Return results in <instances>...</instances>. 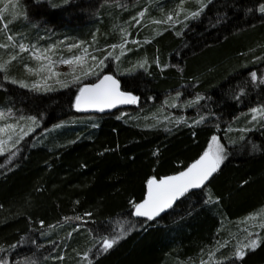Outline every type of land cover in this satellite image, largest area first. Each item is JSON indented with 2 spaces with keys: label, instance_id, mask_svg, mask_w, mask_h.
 I'll return each mask as SVG.
<instances>
[{
  "label": "trees",
  "instance_id": "obj_1",
  "mask_svg": "<svg viewBox=\"0 0 264 264\" xmlns=\"http://www.w3.org/2000/svg\"><path fill=\"white\" fill-rule=\"evenodd\" d=\"M30 1L21 11L50 5L35 18L66 11L47 36L88 46L138 104L90 116L77 89L22 86L38 81L19 61V83L0 70V110L43 120L0 154V264H264V224L248 221L264 207V121L247 113L264 105V0ZM174 92L200 97L186 120L166 119ZM215 135L226 159L208 185L159 219L136 216L148 181L187 168Z\"/></svg>",
  "mask_w": 264,
  "mask_h": 264
},
{
  "label": "rangeland",
  "instance_id": "obj_2",
  "mask_svg": "<svg viewBox=\"0 0 264 264\" xmlns=\"http://www.w3.org/2000/svg\"><path fill=\"white\" fill-rule=\"evenodd\" d=\"M5 4L8 5L7 11L4 10ZM31 4L32 2L30 0H0V45H6L0 47V64L7 65L6 70L0 69L3 72V77L10 81H16L15 83H19L20 70L18 69L17 64L19 61L24 67L22 72L26 75L36 77L39 82H36V80L28 81L25 79L21 84L29 87H33L34 85L37 87L43 86L45 89H51L56 85L75 88L77 89L76 95L78 97L80 89L85 86L88 80L94 79L95 81L99 78L98 75L101 74L100 71L104 70L103 68H105L106 63H103L104 65L101 66V64L98 63L99 60L97 59V56L88 50V46H82L79 43H70L65 39L61 40L60 43H56L47 36V33L44 31L47 30L51 32V30L55 29L54 25H60L64 19V15H66V11H56V13L48 15L50 18L47 16L35 18V16L45 15L46 13L48 14V12H50V5H37L34 3V5L38 6L36 7V11H21L22 6H27V8H29ZM13 5L16 6L13 7ZM262 5H264V3ZM62 6H64V3ZM82 12L85 11H69L71 14H81ZM193 12L197 11H190V15ZM199 12L201 13V11ZM146 13L147 11L144 12V14ZM262 13L264 14V12ZM169 16L173 17L172 14L167 15V17ZM142 18L143 13L140 19ZM255 18L256 17L253 16L251 19L255 20ZM22 22H26L27 24L21 29L19 35L17 27ZM30 30L32 31L31 35H28ZM9 36L13 37V39L9 40ZM21 44L26 46V51H21ZM73 44L80 45V47L73 48L69 51V47ZM85 48L87 49L86 54L83 52V49ZM14 56L16 57L15 59L12 58ZM37 56L40 58L37 59ZM73 56H82L84 59L82 62L74 61L71 64L59 62L61 58L64 60H70ZM93 57L95 59H93ZM49 58L51 60L50 69ZM111 62H116V60H111ZM182 96L181 92H174L169 98L170 101L166 100L164 102L165 104L162 107L165 110L166 119L174 118L177 120H186L192 115L191 112H188V109L191 106L189 104H192V101L194 100H199L200 97L194 96L191 99H186L182 98ZM135 104H138V98L134 102V105ZM129 108L120 109L116 112L125 113L128 112ZM247 113L249 114L250 119L255 123L264 121V105L252 107ZM96 115L98 114H90V116ZM45 118L46 115H44V119ZM198 118L196 117L195 120L197 119L198 121H201L203 119L201 116ZM65 123L66 121H61L52 125L51 128L55 129L61 127ZM42 124L43 120H38L33 115H20L12 110H0V129H4V131H0V142H3V151L0 152V154L13 148L24 137L37 131ZM9 125L12 127L9 128ZM214 137H216L219 143L224 146L219 136L215 135ZM211 144L212 140L210 142V145ZM249 217L248 221L252 227H254L255 224H264V207L257 212L251 213ZM259 217L262 218L261 222L260 220L258 221ZM254 239L256 238L254 237Z\"/></svg>",
  "mask_w": 264,
  "mask_h": 264
},
{
  "label": "snow or ice",
  "instance_id": "obj_3",
  "mask_svg": "<svg viewBox=\"0 0 264 264\" xmlns=\"http://www.w3.org/2000/svg\"><path fill=\"white\" fill-rule=\"evenodd\" d=\"M16 5H13L15 7ZM206 5L201 3L200 11H203V8ZM8 5L5 4L4 10L7 11ZM260 11L264 12V5L260 7ZM200 14L199 11L191 13V17L186 18H195ZM171 20V16L163 22ZM159 23V21H157ZM179 35V33H177ZM9 40H12L13 37L9 36ZM6 45H0L4 47ZM80 45L73 44L69 47V51L73 48H78ZM115 47V46H114ZM21 51H26L27 48L25 45H20ZM47 51V50H46ZM83 52L86 54L87 49H83ZM15 59L16 57H12ZM37 59L40 57L37 56ZM82 56H73L70 60H64L61 58L60 63L71 64L74 61L82 62ZM93 59H95L93 57ZM103 64V60L98 62ZM143 65H141L142 67ZM6 64H0V69L6 70ZM51 68V60L49 58V69ZM31 70V69H30ZM43 70V69H41ZM253 79H255L256 74H252ZM15 83L16 81H12ZM22 86H27L23 85ZM67 86V85H65ZM35 87V85L33 86ZM136 97L132 96L130 93H125L120 91V86L118 81L113 79L111 76H105L98 84H93L86 86L80 89V95L77 97V107L79 108L82 104L89 106H98L103 110V107H113L116 103H134ZM9 128L12 126L9 125ZM4 131V129H0ZM2 143L0 142V152L3 151ZM226 159L224 146L221 145L216 137L212 138V144L209 146V149L203 153V155L186 171L180 172L178 175L169 176L163 179L157 180L152 178L148 181L147 187V198L142 202L135 204V215L146 217L148 220H153L159 216L166 209L170 208L174 201L184 195L190 188L201 187L205 181H207L213 173L217 172L220 168L222 162ZM251 235V234H250ZM120 237H113L112 239H105L103 241V251L111 249L115 243L118 242ZM258 246V241L256 239L250 240L247 244L239 246L236 248L234 256L237 259H243L245 248H250L255 250Z\"/></svg>",
  "mask_w": 264,
  "mask_h": 264
},
{
  "label": "water",
  "instance_id": "obj_4",
  "mask_svg": "<svg viewBox=\"0 0 264 264\" xmlns=\"http://www.w3.org/2000/svg\"><path fill=\"white\" fill-rule=\"evenodd\" d=\"M105 76H111V77H113V79H115L116 81H118L119 86H120V91H121V92L130 93L132 96H135L134 93H132V92H126V91H123V90L121 89V86H122L121 78L118 77V76L116 75L115 72H106V73L100 75L99 78H97L95 81L87 82V83L85 84L84 87H86V86H90V85H93V84H98V83H99V82H100ZM79 95H80V92H79ZM79 95H78V96H79ZM133 104H134V103H116L115 106H113V107H103V110H101V108L98 107V106H89V105H83V104H82V105L79 107V110H80L81 112H86V113H89V114H101V115H103V114L114 113V112H116L117 110H120V109H127V108L131 107ZM202 155H203V154H202ZM202 155H201V156H202ZM201 156H200V157H201ZM200 157H199V158H200ZM199 158H198V159H199ZM198 159H197V160H198ZM197 160H195L193 163H195ZM193 163H191L188 167H190ZM188 167H187V168H188ZM187 168H185V169L182 170V171H186ZM182 171H180V172H182ZM218 171H219V170H218ZM218 171H217V172H218ZM180 172L175 173V174L165 175V176H162L161 178H156V179L159 180V179H163V178H166V177H169V176H175V175H178ZM217 172L213 173V175H212L207 181H205L204 184H203L201 187L190 188V189H189L184 195L178 197V198L174 201V203L172 204V206H171L170 208L166 209L164 212H162V213H161L159 216H157L155 219H159L161 216H163L164 214L168 213L170 210H172V209L178 204L179 201H181L184 197H186V196H187L188 194H190L191 192L199 191V190L204 189V188L208 185V183L210 182V180H211V179L217 174ZM147 184H148V183H147ZM147 191H148V187L146 186V195H145L144 200L147 198ZM144 200H143V201H144ZM143 201H142V202H143ZM142 202H140V203H142ZM139 217H141V216H139ZM142 218H146V217H142ZM146 219H147V218H146ZM155 219H153V220H155Z\"/></svg>",
  "mask_w": 264,
  "mask_h": 264
},
{
  "label": "flooded vegetation",
  "instance_id": "obj_5",
  "mask_svg": "<svg viewBox=\"0 0 264 264\" xmlns=\"http://www.w3.org/2000/svg\"><path fill=\"white\" fill-rule=\"evenodd\" d=\"M117 75V74H116ZM121 89L123 90V91H126L122 86H121ZM126 92H131V91H126ZM135 95V94H134ZM135 97H136V95H135ZM134 105V104H133ZM132 105V106H133Z\"/></svg>",
  "mask_w": 264,
  "mask_h": 264
},
{
  "label": "crops",
  "instance_id": "obj_6",
  "mask_svg": "<svg viewBox=\"0 0 264 264\" xmlns=\"http://www.w3.org/2000/svg\"><path fill=\"white\" fill-rule=\"evenodd\" d=\"M99 243H100V244H101V243H103V240H100V242H99Z\"/></svg>",
  "mask_w": 264,
  "mask_h": 264
}]
</instances>
